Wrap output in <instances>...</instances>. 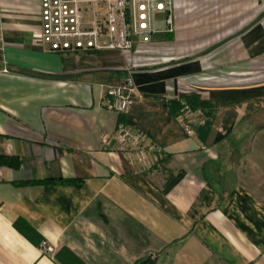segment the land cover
<instances>
[{
	"label": "crops",
	"instance_id": "crops-1",
	"mask_svg": "<svg viewBox=\"0 0 264 264\" xmlns=\"http://www.w3.org/2000/svg\"><path fill=\"white\" fill-rule=\"evenodd\" d=\"M173 3L172 33L72 54L40 47L38 0H0V264H264V0Z\"/></svg>",
	"mask_w": 264,
	"mask_h": 264
},
{
	"label": "built area",
	"instance_id": "built-area-1",
	"mask_svg": "<svg viewBox=\"0 0 264 264\" xmlns=\"http://www.w3.org/2000/svg\"><path fill=\"white\" fill-rule=\"evenodd\" d=\"M174 0H38L39 41L44 51L87 53L91 51H130L150 42L156 33L173 32ZM1 17V11H0ZM160 22V23H159ZM0 23V50L4 46ZM3 71H6L3 69ZM105 108L127 114L136 101L134 91L125 85H103ZM183 112H188L185 107ZM118 150L142 154L146 137L131 126L118 124L111 133ZM109 138L103 148L112 149ZM47 253L51 247L43 246Z\"/></svg>",
	"mask_w": 264,
	"mask_h": 264
},
{
	"label": "trees",
	"instance_id": "trees-1",
	"mask_svg": "<svg viewBox=\"0 0 264 264\" xmlns=\"http://www.w3.org/2000/svg\"><path fill=\"white\" fill-rule=\"evenodd\" d=\"M172 107V110L174 112V114L178 115L180 113H182L185 109V107L190 110V111H196L197 109L204 107V106H209L208 104H206L205 102H203L202 100L199 99V97L195 94L190 95L189 97H187L186 99H184L181 103H173L172 105H170ZM167 162V158L166 157H162V159H160V161L158 160L159 165L163 166L165 163ZM162 171L163 173L166 175V182L165 184V190H167L173 182H176L181 173H174L172 171H167V168H165V166L162 167ZM51 183H62V182H71L70 180H57V181H48ZM64 253H67L68 256H70L71 258H73L77 264H83L76 256H74L72 253H70L69 251H67L66 249L63 250ZM56 257L59 259V253H56ZM156 255L155 256H149L139 262H137V264H155L156 262ZM68 264V263H66Z\"/></svg>",
	"mask_w": 264,
	"mask_h": 264
},
{
	"label": "rangeland",
	"instance_id": "rangeland-1",
	"mask_svg": "<svg viewBox=\"0 0 264 264\" xmlns=\"http://www.w3.org/2000/svg\"><path fill=\"white\" fill-rule=\"evenodd\" d=\"M160 23V22H159ZM158 158V160L160 161V159H162V156H159V157H157Z\"/></svg>",
	"mask_w": 264,
	"mask_h": 264
}]
</instances>
